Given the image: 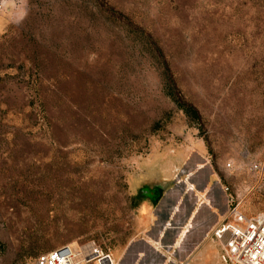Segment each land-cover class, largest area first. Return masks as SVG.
<instances>
[{
	"label": "rangeland",
	"instance_id": "1",
	"mask_svg": "<svg viewBox=\"0 0 264 264\" xmlns=\"http://www.w3.org/2000/svg\"><path fill=\"white\" fill-rule=\"evenodd\" d=\"M154 185L212 214L181 264H232L212 229L264 212V0H0V264L121 263Z\"/></svg>",
	"mask_w": 264,
	"mask_h": 264
},
{
	"label": "crops",
	"instance_id": "2",
	"mask_svg": "<svg viewBox=\"0 0 264 264\" xmlns=\"http://www.w3.org/2000/svg\"><path fill=\"white\" fill-rule=\"evenodd\" d=\"M150 188L155 190V198H147L148 204H146L147 214L141 213L142 217H147V225L142 229V234L144 238L134 242V249L131 250V254L126 256L125 260L119 264H145L147 263V257H151L152 263L157 264H181L185 262V254L192 252L196 247L204 242L205 232L208 223L206 219H201L202 214H208L211 217V212L209 208H201L197 213L198 218H195V213L191 211H186L183 215L176 221H172L171 217L173 215V209L175 203H171L170 195L163 194L159 199V190L162 188L160 185H154ZM157 199V200H156ZM218 202V201H217ZM220 202V200H219ZM153 206V207H152ZM223 220V218H222ZM221 220V221H222ZM169 221L170 224H166ZM183 246L186 252L178 248V242L182 237ZM216 246V243H211L210 245L203 244L201 246L199 253L201 254V260H204L208 248ZM167 250L168 253L165 255L163 250ZM165 250V251H166ZM161 253V254H160ZM161 255V256H160ZM187 256V255H186ZM188 258V257H186ZM189 259V258H188ZM193 259V258H192ZM156 260H160V263Z\"/></svg>",
	"mask_w": 264,
	"mask_h": 264
},
{
	"label": "built area",
	"instance_id": "3",
	"mask_svg": "<svg viewBox=\"0 0 264 264\" xmlns=\"http://www.w3.org/2000/svg\"><path fill=\"white\" fill-rule=\"evenodd\" d=\"M232 264H264V212L246 216L236 206L211 231ZM117 264L94 241L78 249L61 245L37 256L34 264Z\"/></svg>",
	"mask_w": 264,
	"mask_h": 264
},
{
	"label": "trees",
	"instance_id": "4",
	"mask_svg": "<svg viewBox=\"0 0 264 264\" xmlns=\"http://www.w3.org/2000/svg\"><path fill=\"white\" fill-rule=\"evenodd\" d=\"M39 106L41 107V103L39 104ZM190 114L194 115L195 112H192V110H188Z\"/></svg>",
	"mask_w": 264,
	"mask_h": 264
}]
</instances>
